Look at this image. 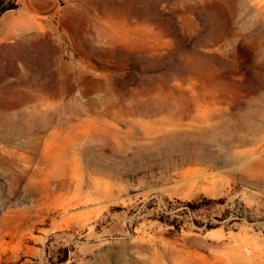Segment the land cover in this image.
<instances>
[{
  "label": "rangeland",
  "instance_id": "374dc122",
  "mask_svg": "<svg viewBox=\"0 0 264 264\" xmlns=\"http://www.w3.org/2000/svg\"><path fill=\"white\" fill-rule=\"evenodd\" d=\"M0 264H264V0H71L1 46Z\"/></svg>",
  "mask_w": 264,
  "mask_h": 264
},
{
  "label": "crops",
  "instance_id": "0c3cea01",
  "mask_svg": "<svg viewBox=\"0 0 264 264\" xmlns=\"http://www.w3.org/2000/svg\"><path fill=\"white\" fill-rule=\"evenodd\" d=\"M71 0H17L16 7L0 15V47L33 35ZM10 16L6 23L3 18Z\"/></svg>",
  "mask_w": 264,
  "mask_h": 264
},
{
  "label": "trees",
  "instance_id": "16d2710c",
  "mask_svg": "<svg viewBox=\"0 0 264 264\" xmlns=\"http://www.w3.org/2000/svg\"><path fill=\"white\" fill-rule=\"evenodd\" d=\"M15 7L16 6L13 5L12 7H5L3 9H0V15L6 11L14 9ZM220 203L223 204L224 201H220ZM213 204H216V201L202 197V198L196 200L195 202L185 203L183 205V207H184V211L197 212V211H200L202 209L210 208ZM170 210H177V209H170ZM164 218L165 217H162L160 219V221L162 223H166L169 226L173 227L175 233H181L182 230L184 229L183 225H182L183 221H180L177 218H175L174 221H165ZM217 220L222 221V219H217ZM238 220H240V218L232 221V223L238 222ZM197 224H198V226L204 228V230H203L204 233L210 232V231L218 229L220 227V224H213L211 220L208 223H197Z\"/></svg>",
  "mask_w": 264,
  "mask_h": 264
}]
</instances>
